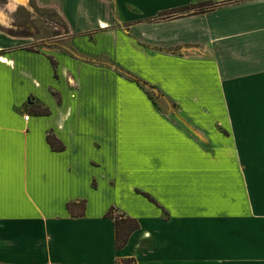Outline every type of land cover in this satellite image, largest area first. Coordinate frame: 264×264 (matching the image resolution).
Returning <instances> with one entry per match:
<instances>
[{"label":"crops","instance_id":"1","mask_svg":"<svg viewBox=\"0 0 264 264\" xmlns=\"http://www.w3.org/2000/svg\"><path fill=\"white\" fill-rule=\"evenodd\" d=\"M38 3L112 66L0 27V264H264V0Z\"/></svg>","mask_w":264,"mask_h":264},{"label":"rangeland","instance_id":"2","mask_svg":"<svg viewBox=\"0 0 264 264\" xmlns=\"http://www.w3.org/2000/svg\"><path fill=\"white\" fill-rule=\"evenodd\" d=\"M8 2L9 0H0V8H5ZM210 2H201L202 5L198 8L209 6ZM29 8L31 11L23 5H20L14 13H8L12 18L13 25L11 28L0 26L1 29L20 36L21 43L29 42L26 47L30 49L47 52L62 51L83 61L112 66L110 59L102 54L82 53L74 44L72 37L69 36V30L63 23L59 13L53 8L42 7L38 3V0H29ZM113 67L118 72V68L120 67L116 65ZM139 86L160 110L170 107L166 102L168 99L167 96L159 88L148 82L142 85L139 84ZM113 214L117 217L121 215L119 210H114ZM117 264H131V262L129 260H123L118 261Z\"/></svg>","mask_w":264,"mask_h":264},{"label":"trees","instance_id":"3","mask_svg":"<svg viewBox=\"0 0 264 264\" xmlns=\"http://www.w3.org/2000/svg\"><path fill=\"white\" fill-rule=\"evenodd\" d=\"M200 5H202L201 3H196V4H192L189 8H182V9H175V10H170L167 12H164L162 14H160L158 17H156V19H170V18H174V17H178L180 15H182L183 11L185 9H188L191 13H200V12H204L207 11L211 8V6H207V7H203V8H198L200 7ZM188 10H186L187 12H189ZM119 72L125 76H127L129 79L131 80H135L138 84L142 85V84H146L145 81L141 80L140 78H137L131 74H129L128 72H125L122 69H119ZM47 141L50 144L51 148L54 150H62L63 144L54 137V135H52L51 133L48 132L47 134ZM144 196H146L149 200L155 202V200L147 193L145 192H141ZM73 203H68L67 204V208L70 212L73 213V208H74ZM83 206V205H82ZM116 210L114 206H111L108 211L105 213V216L108 218H111L113 220V224L115 227V245L116 247H121L122 245H124V243L126 242L129 234L138 227V223L134 218L128 217L126 215H124V213H121V215L114 216L113 211Z\"/></svg>","mask_w":264,"mask_h":264},{"label":"clouds","instance_id":"4","mask_svg":"<svg viewBox=\"0 0 264 264\" xmlns=\"http://www.w3.org/2000/svg\"><path fill=\"white\" fill-rule=\"evenodd\" d=\"M23 5L25 8H28L29 11V0H9L5 8H0V26L5 28H11L13 21L11 16L8 13H14L17 10V7Z\"/></svg>","mask_w":264,"mask_h":264}]
</instances>
